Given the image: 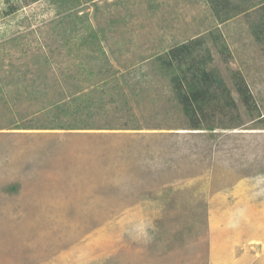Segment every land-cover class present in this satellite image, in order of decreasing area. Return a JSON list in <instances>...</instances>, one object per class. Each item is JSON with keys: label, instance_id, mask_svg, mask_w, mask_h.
I'll return each instance as SVG.
<instances>
[{"label": "rangeland", "instance_id": "rangeland-1", "mask_svg": "<svg viewBox=\"0 0 264 264\" xmlns=\"http://www.w3.org/2000/svg\"><path fill=\"white\" fill-rule=\"evenodd\" d=\"M212 3L0 0V264H264V0ZM198 37L235 100L212 129L159 60Z\"/></svg>", "mask_w": 264, "mask_h": 264}, {"label": "trees", "instance_id": "trees-1", "mask_svg": "<svg viewBox=\"0 0 264 264\" xmlns=\"http://www.w3.org/2000/svg\"><path fill=\"white\" fill-rule=\"evenodd\" d=\"M34 1L37 0H26L27 3ZM212 1V5L216 10L218 18L221 21H227L228 18H231L233 15L246 11L248 9L247 5H250L253 0ZM5 2L8 4L7 1ZM10 6L11 8L9 7V10L7 11L8 13H12L17 9L15 4ZM263 23L264 22L262 21L261 24L263 25ZM256 28H258V26H256ZM257 37L260 40L262 39L260 34H257ZM203 44L204 39L198 37L194 40L182 42L172 47L164 56H159L162 67H166V69L172 71L173 88L178 96V101L181 104L182 109L186 113L191 126L194 129H202L204 127L212 129L210 110L213 109L214 114L216 111L224 112L228 107L235 105L231 90L225 84L219 71L211 70L208 67L209 62L212 60V54L210 52H206L205 54L200 53ZM236 85L243 101L251 106L253 96L245 78L241 75L238 76ZM85 97L92 102L87 93L80 94L78 97L65 98V101L74 104V110L70 115L73 114L77 117L82 114H88L89 116L92 115L91 110L85 108L81 103L83 99L85 100ZM66 106L67 107L65 108V105H60V107H64V111L54 114V123L52 126L40 125L37 127L39 129H76L77 124L73 123L69 125V122H66L65 120L66 115H68L67 112H70L72 105L67 103ZM87 110L88 112H86ZM50 111L54 113V108H51ZM74 119H76L75 116ZM78 121L80 120H77V123ZM25 123L22 125H20V123L15 128H35L34 123Z\"/></svg>", "mask_w": 264, "mask_h": 264}]
</instances>
